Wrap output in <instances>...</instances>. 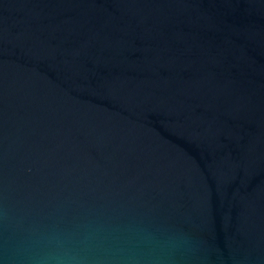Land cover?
<instances>
[{
	"label": "water",
	"instance_id": "obj_1",
	"mask_svg": "<svg viewBox=\"0 0 264 264\" xmlns=\"http://www.w3.org/2000/svg\"><path fill=\"white\" fill-rule=\"evenodd\" d=\"M78 223L264 264V0H0V264Z\"/></svg>",
	"mask_w": 264,
	"mask_h": 264
},
{
	"label": "clouds",
	"instance_id": "obj_2",
	"mask_svg": "<svg viewBox=\"0 0 264 264\" xmlns=\"http://www.w3.org/2000/svg\"><path fill=\"white\" fill-rule=\"evenodd\" d=\"M167 247L148 231L78 223L31 234L25 264H166Z\"/></svg>",
	"mask_w": 264,
	"mask_h": 264
}]
</instances>
